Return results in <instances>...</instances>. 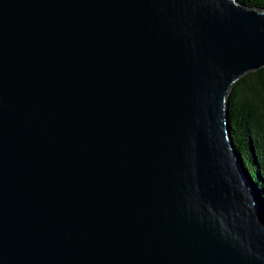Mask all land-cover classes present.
I'll return each mask as SVG.
<instances>
[{
    "label": "water",
    "instance_id": "95a60500",
    "mask_svg": "<svg viewBox=\"0 0 264 264\" xmlns=\"http://www.w3.org/2000/svg\"><path fill=\"white\" fill-rule=\"evenodd\" d=\"M263 67L239 0H0V264H264L228 114Z\"/></svg>",
    "mask_w": 264,
    "mask_h": 264
},
{
    "label": "trees",
    "instance_id": "16d2710c",
    "mask_svg": "<svg viewBox=\"0 0 264 264\" xmlns=\"http://www.w3.org/2000/svg\"><path fill=\"white\" fill-rule=\"evenodd\" d=\"M264 10V0H239ZM234 142L254 186L264 199V67L240 77L229 92Z\"/></svg>",
    "mask_w": 264,
    "mask_h": 264
}]
</instances>
